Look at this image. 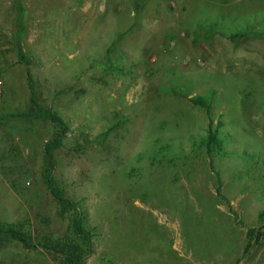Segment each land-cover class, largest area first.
Masks as SVG:
<instances>
[{
  "label": "rangeland",
  "instance_id": "374dc122",
  "mask_svg": "<svg viewBox=\"0 0 264 264\" xmlns=\"http://www.w3.org/2000/svg\"><path fill=\"white\" fill-rule=\"evenodd\" d=\"M186 1L0 0V224L33 244L0 234V264H264V0ZM29 74L69 127L52 179L92 251L45 182L55 124L15 116Z\"/></svg>",
  "mask_w": 264,
  "mask_h": 264
},
{
  "label": "trees",
  "instance_id": "16d2710c",
  "mask_svg": "<svg viewBox=\"0 0 264 264\" xmlns=\"http://www.w3.org/2000/svg\"><path fill=\"white\" fill-rule=\"evenodd\" d=\"M237 35H240L237 34ZM19 58L26 62L27 64H31V61L29 57L26 55L23 48L20 49ZM29 88L31 93V104L32 108L29 112H22L15 114V116L22 117V118H31V117H37L41 118L43 120H49L56 126V132L52 139L48 140L45 145V151L48 158V167L44 173L45 182L51 191V194L57 201V203L60 206V209L63 213H72L73 219V229L76 233V235L81 239V241L86 245L89 251H92V232L86 227L85 224V218H86V212L82 208V205L78 202L74 201L71 197H69L66 193V191L57 186L52 179V172L56 167V159H55V151L63 147L64 145V138L68 134L69 127L64 120V118L58 114L57 111H55L52 107L43 106L38 99L36 90L33 85L32 76L29 74ZM191 101L195 105H200L202 107H208V103L206 100L202 97H192ZM227 134H220L218 129L210 130L206 139H205V146L206 150L209 154L213 155L214 153L220 154L224 153L225 151V140H226ZM217 177V186H216V192L217 195L225 202L228 210L232 212L237 219L239 220V216L237 213L233 210L232 205L230 203L229 198L223 193L222 186H223V180L221 178L220 173L216 174ZM261 219H264V211L260 213ZM239 223L241 224L242 222ZM0 234H7L14 240H17L21 242L25 247L31 248L33 244L28 241L25 234L21 233L14 227H6L0 224ZM249 238L259 242L261 239L260 232H257L255 229H249L248 230ZM249 246L245 248L244 253H246L249 250ZM78 253H70V256L67 258V264H77L80 263L81 256H78Z\"/></svg>",
  "mask_w": 264,
  "mask_h": 264
},
{
  "label": "built area",
  "instance_id": "2783aa9c",
  "mask_svg": "<svg viewBox=\"0 0 264 264\" xmlns=\"http://www.w3.org/2000/svg\"><path fill=\"white\" fill-rule=\"evenodd\" d=\"M197 62H201V60L198 59ZM188 63H189L188 60H185V61H184V64H188ZM3 84H4V82H3V79H2V75H1V73H0V87H1V88L3 87Z\"/></svg>",
  "mask_w": 264,
  "mask_h": 264
},
{
  "label": "crops",
  "instance_id": "0c3cea01",
  "mask_svg": "<svg viewBox=\"0 0 264 264\" xmlns=\"http://www.w3.org/2000/svg\"><path fill=\"white\" fill-rule=\"evenodd\" d=\"M193 1L194 0H188V1H186L184 4H182V5H184V6H186V5H191L192 3H193Z\"/></svg>",
  "mask_w": 264,
  "mask_h": 264
}]
</instances>
